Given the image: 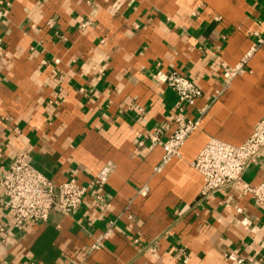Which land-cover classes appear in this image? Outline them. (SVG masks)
I'll return each instance as SVG.
<instances>
[{"label": "crops", "instance_id": "obj_1", "mask_svg": "<svg viewBox=\"0 0 264 264\" xmlns=\"http://www.w3.org/2000/svg\"><path fill=\"white\" fill-rule=\"evenodd\" d=\"M0 13V171L26 152L54 182L91 186L113 165L101 201L12 229L0 264H264V204L242 186L198 199L191 166L209 139L239 145L264 119V45L224 77L264 32V0H0ZM172 71L201 91L186 115L202 114L160 166L162 147L137 143L174 129L176 94L154 76ZM243 180L264 182V156Z\"/></svg>", "mask_w": 264, "mask_h": 264}, {"label": "built area", "instance_id": "obj_2", "mask_svg": "<svg viewBox=\"0 0 264 264\" xmlns=\"http://www.w3.org/2000/svg\"><path fill=\"white\" fill-rule=\"evenodd\" d=\"M263 45L264 32L257 35L243 58L224 72V77L230 79L243 74L250 55ZM154 76L165 81L176 94V114L173 118L175 126L167 136H164V130L167 128L165 124L155 126L147 131L137 144L138 147H143L147 140L150 146L162 147L160 165L162 166L172 157L180 155V149L186 139L199 127L202 111L196 110V114L189 117L186 115V108L194 106L201 91L190 79L174 71L166 74L158 72ZM142 111L141 108L136 109L139 114ZM15 131L17 132V129ZM260 156H264V119L256 123L250 136L239 145L209 139L191 162V166L200 173L203 180L198 199H205L214 193L242 186L243 193L249 194L257 204L263 205L264 182L251 185L243 180L246 169ZM112 171L111 163L103 165L95 174L91 186L81 184L73 176L56 183L30 164L26 152L18 153L15 159L0 171V214L8 216L3 227H0V244L9 242L10 237L13 236L12 229L20 231L28 223L46 221L52 208L57 209L62 215L72 216L80 208L87 194L96 201H101V191ZM110 233L111 228H108L95 239L91 249H99L102 240Z\"/></svg>", "mask_w": 264, "mask_h": 264}]
</instances>
